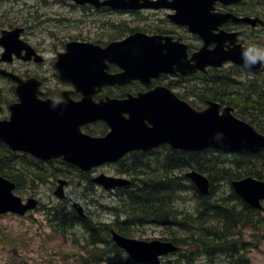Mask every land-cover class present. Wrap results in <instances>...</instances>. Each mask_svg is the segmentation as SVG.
Instances as JSON below:
<instances>
[{
    "label": "water",
    "instance_id": "obj_1",
    "mask_svg": "<svg viewBox=\"0 0 264 264\" xmlns=\"http://www.w3.org/2000/svg\"><path fill=\"white\" fill-rule=\"evenodd\" d=\"M16 35L13 32L5 33L1 40L12 44ZM146 41L131 38L106 50L113 55L108 59L124 70L109 79L103 77L95 51H70L59 56L55 66L60 77L75 84L83 94L79 102H41L36 97L37 80L22 81L11 76L18 83L16 93L19 103L10 107L11 117L8 121H0V139L14 151H27L43 160L61 158L82 171L105 162H114L129 151L148 150L164 143L183 151H199L206 147L235 152L264 151L263 135L233 117L228 107L219 114V105L215 103L197 112L174 96L157 90L138 97L94 103L91 98L94 85H122L134 79L145 82L163 71L160 70L158 54L144 48ZM198 57L199 64L210 59L207 65L212 66H220L227 60L247 68H260L261 65V62H257L245 66L240 51L228 54L214 51L210 55L202 52ZM97 120L106 122L110 127L106 136L91 137L81 132L82 126ZM187 176L200 193H207L208 180L204 176L195 172ZM58 182L56 195L62 198L61 187L65 181ZM93 182L106 189L128 184L127 181L105 175L94 178ZM232 186L246 202L259 207V200L264 197V182L246 178L232 182ZM13 190L14 184L0 176V214L11 212L25 216L36 207V200L29 198L23 203ZM73 207L79 215H83L78 203ZM112 240L135 262L143 264H159L160 255L176 250L171 243L125 238L114 232Z\"/></svg>",
    "mask_w": 264,
    "mask_h": 264
},
{
    "label": "flooded vegetation",
    "instance_id": "obj_2",
    "mask_svg": "<svg viewBox=\"0 0 264 264\" xmlns=\"http://www.w3.org/2000/svg\"><path fill=\"white\" fill-rule=\"evenodd\" d=\"M115 1L94 0L93 3L76 4L70 0H0V36L5 30L20 29L16 43L8 45L0 42V69L22 78L34 76L40 79L43 99L51 98L59 102L63 93L68 92L70 98L77 101L80 94L74 91L73 85L60 81L55 71L52 75L55 77L50 78L51 67L45 68L47 57L57 58L66 51L67 44H92L99 49H106L111 43L140 33L158 38L160 53H176L179 60L171 65L172 74L162 73L149 85L133 81L123 86H95L96 92L92 99L98 102L108 97L116 98L110 96L123 91L132 90V95H136L157 87H166L174 92L189 87L195 76L201 72L187 75L180 72L194 64L192 58L204 46L210 51L219 42L218 47L223 51L232 48V38L226 34L234 35L235 44L248 48H264V40L259 41V36H264V2L260 0H228V3L216 0L210 5L211 10L205 9L209 0L203 6L205 11L195 12L193 8V12L201 17L211 13L233 17L222 21L215 29H210V25L205 27L204 22L196 25L194 13L191 11L179 13V0H135L134 4L141 6L138 9L113 7ZM124 2L128 0H123V5ZM193 4L190 3L191 6ZM257 18H261L263 22H254ZM207 31L210 33L208 41L202 38V34ZM75 47L79 48V52H88L91 49L81 44ZM28 51L32 55L26 61L24 58ZM35 55L42 58L41 63L34 61ZM97 55L98 64L105 73L120 72L115 64L107 61L111 56L109 52L107 56L100 52ZM209 70L207 68L204 72ZM8 87L14 95L15 85L7 77L0 75V90ZM16 101L14 98L11 103ZM8 106L7 100L0 99V119L8 118ZM86 129L99 136L108 131V127L101 122L93 123V126Z\"/></svg>",
    "mask_w": 264,
    "mask_h": 264
},
{
    "label": "trees",
    "instance_id": "obj_3",
    "mask_svg": "<svg viewBox=\"0 0 264 264\" xmlns=\"http://www.w3.org/2000/svg\"><path fill=\"white\" fill-rule=\"evenodd\" d=\"M213 75L215 77L212 79L211 86L205 90L204 94L209 99L231 105L239 115L247 119L258 131L264 133V126L261 124V119H264V82H261L263 79L257 81L258 83L254 80L243 83L232 79L228 72H213ZM12 157L13 155H10L9 151L0 144V175L14 182L19 192H22L26 186L32 188L35 179L39 180L40 172L20 170ZM241 161L244 163L239 167L237 164ZM187 169L197 170L208 177L211 187L207 195H197L194 187L183 175V171ZM124 172L131 178V184L118 190L113 216L120 207L124 206L129 209L128 211L123 207L126 217L133 218L132 222L128 219L118 223L114 219L111 223L90 217L82 219L72 211L67 202L49 206L45 210L46 219L54 233L64 236L71 229L80 228L83 231L80 244H83V247L90 245L93 252L98 251L96 256L95 253L85 251L87 255L80 258L79 264L100 262L131 264L130 260L122 256V251L112 243L110 230L114 228L119 234L129 236V229L139 226L133 224L136 218L142 224L146 222L159 226L170 225L171 229L178 227L188 230L191 233L188 236V242L186 239L177 241L174 236L170 239L178 245L195 247L196 251L202 248L212 250V254L225 251L235 256L234 252L238 247L239 239L231 242L229 240L236 236L241 238L238 232L239 224L236 223L251 224V218L247 212H235L233 208L223 211V208H219L224 205L225 200L218 196L233 193L230 190H218L224 181L228 182L245 175L264 180V154L249 156L246 154L225 155L219 152L182 153L177 151L155 156L141 165L129 166ZM59 174L70 178V183H73L74 178L84 177V191L91 190L93 187L91 179L86 174L71 169L70 166H67L65 172L53 168L46 173V178L51 180ZM185 194H193L196 197L192 208V210L196 209V218H189L188 221L184 218L179 220L185 211L175 208L173 204L176 202L171 203L172 196L177 195L179 199H182ZM207 217L209 222L205 224ZM180 256L185 257L184 254ZM237 258L236 264L246 262L240 255Z\"/></svg>",
    "mask_w": 264,
    "mask_h": 264
},
{
    "label": "rangeland",
    "instance_id": "obj_4",
    "mask_svg": "<svg viewBox=\"0 0 264 264\" xmlns=\"http://www.w3.org/2000/svg\"><path fill=\"white\" fill-rule=\"evenodd\" d=\"M47 60L46 69L49 68L52 59L49 57ZM187 100L200 105L198 99L188 97ZM116 168L117 166H105L92 172L91 176L94 177L100 173H104L109 176L124 177L117 173ZM56 181V179H52V181L43 184L38 183L35 185L34 191L28 189L30 186H26L23 188L21 194L17 192L23 199L32 196L38 201V208L27 217L21 218L11 214L0 216V264H78L80 258L87 255L85 251L95 253V256L97 255L98 251L93 252L90 245L83 247V244H80L83 239L81 230H70V233H65L64 236L52 232L50 224L45 218L44 208L58 204L57 198L53 195ZM82 186L80 180L76 179L73 182V186L65 187L64 190L66 195H69L74 201L80 202L89 217L108 223L112 222L113 219L117 223L128 219L124 208L128 211L129 209L124 206V208L120 207L113 216L116 207L114 191L94 187L85 192ZM177 201H179V196L175 195L171 197V203ZM182 218L187 221L189 218L195 219L196 209L182 214L179 220ZM128 220L132 222L133 218ZM206 220L205 224H208L209 217ZM258 222L260 223L257 225L258 229L242 232L246 249L249 250L248 259L251 264H264V219L259 218ZM133 224L141 225L142 222L136 218V222ZM172 232L176 239L181 233L186 232L189 235L191 234L188 230L178 227H174ZM170 235L163 228L146 226L131 237L152 240L165 239ZM202 255L204 259H193L190 264H228L230 261L215 258L212 250L208 249H202ZM237 261L238 258L235 255L231 264H236ZM98 264L107 263L100 262ZM161 264L188 263L177 255H170L162 259Z\"/></svg>",
    "mask_w": 264,
    "mask_h": 264
},
{
    "label": "clouds",
    "instance_id": "obj_5",
    "mask_svg": "<svg viewBox=\"0 0 264 264\" xmlns=\"http://www.w3.org/2000/svg\"><path fill=\"white\" fill-rule=\"evenodd\" d=\"M242 61L245 66H251L257 62H264V48L250 47L242 50Z\"/></svg>",
    "mask_w": 264,
    "mask_h": 264
}]
</instances>
